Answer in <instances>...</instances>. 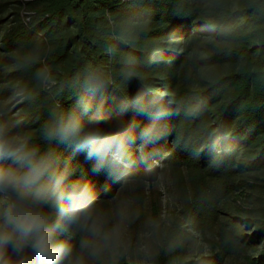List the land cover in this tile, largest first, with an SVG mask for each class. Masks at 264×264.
Wrapping results in <instances>:
<instances>
[{"label":"trees","instance_id":"obj_1","mask_svg":"<svg viewBox=\"0 0 264 264\" xmlns=\"http://www.w3.org/2000/svg\"><path fill=\"white\" fill-rule=\"evenodd\" d=\"M26 4L31 21L16 13L9 28L0 0V124L55 153L69 179L91 185L95 206L113 196L118 178L143 184L140 155L148 164L149 139L163 144L162 172L170 169L183 188L182 224L169 234L214 247L181 264H225L238 251L246 264H264V0ZM188 64L195 72L202 64L225 71L193 89L181 80ZM38 71L47 79H37ZM80 101L91 105L86 121L102 116L105 128L123 126L137 137L122 156L127 167L44 139L50 114L78 109ZM248 190H260L258 197L247 198ZM80 239L70 242L78 247Z\"/></svg>","mask_w":264,"mask_h":264},{"label":"clouds","instance_id":"obj_2","mask_svg":"<svg viewBox=\"0 0 264 264\" xmlns=\"http://www.w3.org/2000/svg\"><path fill=\"white\" fill-rule=\"evenodd\" d=\"M37 79L46 80L47 74L38 71ZM90 111L84 101L78 109L54 110L43 125L44 139L68 144L98 162L120 159L137 137L123 126L105 128L102 116L86 121ZM145 134L142 130L139 138ZM58 160L30 137L11 134L0 124V264H89L117 233L105 231L91 185L69 179ZM78 233L77 247L70 241Z\"/></svg>","mask_w":264,"mask_h":264},{"label":"rangeland","instance_id":"obj_3","mask_svg":"<svg viewBox=\"0 0 264 264\" xmlns=\"http://www.w3.org/2000/svg\"><path fill=\"white\" fill-rule=\"evenodd\" d=\"M1 2L6 9L3 15L9 19L6 24L9 28L17 16L16 13L24 21V15L32 12L26 4L28 0ZM187 66L181 80L193 89L225 71V67L212 64H202L198 72H195L191 65ZM151 141L152 139H149L148 142L151 144L153 157L150 161L147 159L148 164L144 163L143 154L140 155L141 165L147 174L143 184H137L130 178H118L120 182L113 196L108 198L105 205L96 206L104 220L105 231L112 232L115 228L117 233L106 242L98 257L89 264H117L123 258L130 264H181L191 260L199 262L212 253L213 245L201 242L195 236H188L183 240L170 236L174 225L182 224V219L178 220V215L183 205V188L179 186L170 169L162 172L167 155L165 147ZM135 150L138 153L142 151L140 146H135ZM107 160L119 167L128 165L122 157L118 160L109 157ZM150 163L151 168H156L152 173ZM259 191L250 194L248 190L245 196L248 198L250 195V198L255 200ZM162 255L166 256L164 262ZM225 264H246L243 252L238 251L230 255L226 258Z\"/></svg>","mask_w":264,"mask_h":264},{"label":"built area","instance_id":"obj_4","mask_svg":"<svg viewBox=\"0 0 264 264\" xmlns=\"http://www.w3.org/2000/svg\"><path fill=\"white\" fill-rule=\"evenodd\" d=\"M34 14V12L32 11V12H27L25 15H24V22L26 23V24H28L30 21H31V17H32V15Z\"/></svg>","mask_w":264,"mask_h":264}]
</instances>
